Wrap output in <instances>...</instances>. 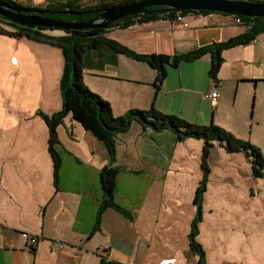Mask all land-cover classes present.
I'll use <instances>...</instances> for the list:
<instances>
[{
    "label": "crops",
    "instance_id": "crops-1",
    "mask_svg": "<svg viewBox=\"0 0 264 264\" xmlns=\"http://www.w3.org/2000/svg\"><path fill=\"white\" fill-rule=\"evenodd\" d=\"M23 1L40 9L48 3ZM183 17L187 27L164 18L113 28L106 36L138 55L174 56L247 30L221 13ZM221 56L216 81L208 76L207 54L176 68L165 65L158 83L147 63L99 44L84 52L82 80L115 117L153 108L196 125L211 120L264 158V34ZM62 64L57 47L0 34V264H264V179L252 177L243 154L218 146L211 152L196 238L205 252L201 263L188 235L202 178V143L180 142L169 130L156 133L137 122L116 135L112 164L119 170L114 202L127 214L107 208L95 230L107 150L70 116L63 118L54 146L60 158L55 187L49 131L38 115L61 109ZM215 82L219 101L213 106L203 94Z\"/></svg>",
    "mask_w": 264,
    "mask_h": 264
},
{
    "label": "trees",
    "instance_id": "trees-1",
    "mask_svg": "<svg viewBox=\"0 0 264 264\" xmlns=\"http://www.w3.org/2000/svg\"><path fill=\"white\" fill-rule=\"evenodd\" d=\"M4 1L22 6L14 0ZM81 1L82 0H48V3L41 9L52 12V18L57 20L87 22L105 8L134 3L138 0H99L95 5L91 6H83ZM249 1L264 3V0ZM32 9L40 8L34 7ZM189 13L206 15L215 12H167L165 8L162 7H151L145 15L125 17L124 19L113 23L107 29L88 28L70 31L52 28L26 27L0 17V34L15 38L25 37L30 41L44 43L61 50L63 59L59 79L61 109L50 116L41 112H38V115L45 121L49 131L48 150L52 157V180L55 187L58 184L60 158L57 155L54 146L59 143L57 126L61 123L63 118L70 116L86 131L90 132L97 140L102 142L107 150L109 163L102 167L99 176L103 197L96 214L95 230L98 229L101 215L107 208H114L124 215L127 214L114 202L115 180L119 170L112 164L115 160V137L117 134L127 132L132 122H137L143 129H151L156 133L169 130L180 142L193 139L202 143V153L200 158L202 178L195 191L194 204L196 207V214L191 223L188 239L191 249L199 254L201 263H203L205 252L197 242L196 238L198 234V224L201 221L203 195L207 190L209 182V160L213 148L218 146L229 154H243L250 163L252 177L264 179V158L260 150L248 141L235 138L231 133L215 125L213 122L208 126L196 125L176 116L162 114L153 108L150 110H129L124 115L115 117L112 114L109 103L102 100L97 94L91 92L83 84L82 80V60L85 50L93 49L101 44L113 49L117 53L124 54L129 58L147 63L157 71L158 75L156 81L158 83H160L165 77V65L176 68L181 63H190L209 54L211 60L208 76L211 80L216 81L223 62L221 56L223 51L239 45L248 44L254 41L258 35L264 34V17L230 15L234 18H239L240 25L247 28L242 35L231 38L225 42L213 43L174 56L138 55L106 36V33H108L110 29L126 28L134 22L148 23L164 18L173 19L177 14L185 15ZM2 25H7V30L4 29ZM9 29L11 31H9ZM101 264L105 263L102 261Z\"/></svg>",
    "mask_w": 264,
    "mask_h": 264
},
{
    "label": "water",
    "instance_id": "water-1",
    "mask_svg": "<svg viewBox=\"0 0 264 264\" xmlns=\"http://www.w3.org/2000/svg\"><path fill=\"white\" fill-rule=\"evenodd\" d=\"M151 7L167 12L209 11L244 17H264V3L249 0H140L101 10L87 22H68L52 18L45 9H32L0 0V17L21 26L57 30L107 29L125 17L145 15Z\"/></svg>",
    "mask_w": 264,
    "mask_h": 264
},
{
    "label": "built area",
    "instance_id": "built-area-1",
    "mask_svg": "<svg viewBox=\"0 0 264 264\" xmlns=\"http://www.w3.org/2000/svg\"><path fill=\"white\" fill-rule=\"evenodd\" d=\"M176 22L181 23L184 27H187L188 24L184 21V17L182 14H177L174 18ZM235 21L240 24V19L235 18ZM218 83L215 82V86L210 89L208 92L203 94V98L211 103V105L215 106L219 101V92L217 91ZM28 243L30 245H34L36 243V239L34 237L28 238ZM55 249H51V253H54ZM173 259L161 260L158 264H173ZM118 264V263H117Z\"/></svg>",
    "mask_w": 264,
    "mask_h": 264
},
{
    "label": "rangeland",
    "instance_id": "rangeland-1",
    "mask_svg": "<svg viewBox=\"0 0 264 264\" xmlns=\"http://www.w3.org/2000/svg\"><path fill=\"white\" fill-rule=\"evenodd\" d=\"M14 1L19 2V3H25V2H28V1H23V0H14ZM45 4H46V3H43L42 7H44ZM209 124H212V121H211V120L208 121L207 126H208Z\"/></svg>",
    "mask_w": 264,
    "mask_h": 264
}]
</instances>
